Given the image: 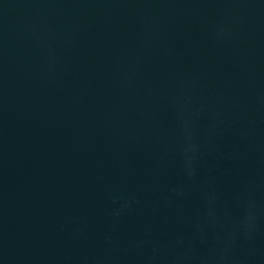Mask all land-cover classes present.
I'll use <instances>...</instances> for the list:
<instances>
[{"label": "water", "instance_id": "1", "mask_svg": "<svg viewBox=\"0 0 264 264\" xmlns=\"http://www.w3.org/2000/svg\"><path fill=\"white\" fill-rule=\"evenodd\" d=\"M0 264H264V0H0Z\"/></svg>", "mask_w": 264, "mask_h": 264}]
</instances>
